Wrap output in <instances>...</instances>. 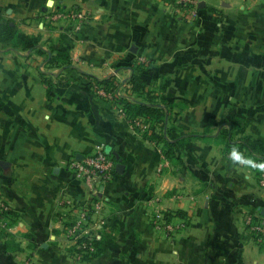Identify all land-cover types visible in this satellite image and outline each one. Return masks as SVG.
Listing matches in <instances>:
<instances>
[{"label":"crops","instance_id":"crops-1","mask_svg":"<svg viewBox=\"0 0 264 264\" xmlns=\"http://www.w3.org/2000/svg\"><path fill=\"white\" fill-rule=\"evenodd\" d=\"M199 2L189 21L168 0H0V27L18 29L16 47L0 43V264H264V240L240 217L264 220V162L216 140L230 127L264 140V0ZM57 51L71 68L50 67ZM135 61L174 104L170 126L199 134L179 162L90 88L127 80ZM100 149L116 172L92 197L70 165ZM93 201L98 253L84 260L65 228Z\"/></svg>","mask_w":264,"mask_h":264},{"label":"trees","instance_id":"trees-1","mask_svg":"<svg viewBox=\"0 0 264 264\" xmlns=\"http://www.w3.org/2000/svg\"><path fill=\"white\" fill-rule=\"evenodd\" d=\"M17 35L18 29L15 25L6 23L0 27L1 44H11L16 47ZM23 47L25 49L33 48L34 43L33 41L25 42ZM48 63L50 67L63 69H69L73 66L69 54L65 51H57L55 55L49 57ZM147 68L148 65L146 64L136 61L133 63L134 73L128 78V82L132 86L133 99H123L120 100V103L123 106L127 118L130 120L141 119L148 122L150 127L146 131L145 136L148 139L162 143L165 155L169 159L179 162L180 158L177 157V154L180 153L186 139L198 137L199 134L197 132L186 133L175 126H170V111L173 109L174 104L168 102L151 84L144 80L142 74ZM91 78L93 80L90 82V86L98 83L109 90L118 87L115 82V77L105 79ZM239 133L240 131L235 127H230L221 129L217 134L216 140L222 144L225 156L233 155L243 160L257 161L259 163L264 162V140L249 138L246 135L236 136ZM166 216L172 218L173 215L168 213ZM81 240L86 241L87 238L83 237ZM96 241L94 239L91 242L93 250L79 246H75L74 250L82 254L84 260H89L98 253L96 252V245L98 247V242Z\"/></svg>","mask_w":264,"mask_h":264},{"label":"built area","instance_id":"built-area-1","mask_svg":"<svg viewBox=\"0 0 264 264\" xmlns=\"http://www.w3.org/2000/svg\"><path fill=\"white\" fill-rule=\"evenodd\" d=\"M170 5L174 7L176 12L182 15L183 18L189 21H197L201 17V8L199 0H168ZM71 17L78 18L83 20L86 16L83 13L67 14L65 11L54 12L51 17L53 20L57 19H70ZM108 78V77H107ZM93 78H90L92 82ZM118 87L113 90H109L104 87L102 84L94 83L90 86L93 94L105 101L111 102L120 107L121 112L125 114L123 106L120 103V100H132L133 91L132 86L127 80H115ZM130 120V119H129ZM132 125L139 129V131L145 132L149 129L150 125L148 122H145L141 119L130 120ZM74 174L84 180L89 187V194L92 197H96L100 193V187L104 184L109 183L116 172V163L115 161L107 154L106 151L100 149L96 152L88 155L83 158L81 161H72L70 165ZM103 204L101 201L91 202V208L82 209L79 213V218L65 228L67 231L68 239L75 243L76 246L88 248L93 250V245L91 242L94 240V237L91 236L89 230L90 219L97 214L102 208ZM93 209V211L91 210ZM10 212V207L5 203V201L0 197V227H5L6 221ZM240 217L245 222V225L250 227V230L253 232V235L258 239L264 240V220L255 218V216L248 211H243L240 213ZM163 215L160 212L156 213L155 222L159 224V221L163 219ZM169 231H174L169 226ZM86 237V241L81 239ZM79 257H82V254L78 253Z\"/></svg>","mask_w":264,"mask_h":264},{"label":"water","instance_id":"water-1","mask_svg":"<svg viewBox=\"0 0 264 264\" xmlns=\"http://www.w3.org/2000/svg\"><path fill=\"white\" fill-rule=\"evenodd\" d=\"M200 7L203 8V7H204V4L201 3V4H200ZM117 169H118V170H121V169H122V165H120V164L117 165Z\"/></svg>","mask_w":264,"mask_h":264}]
</instances>
